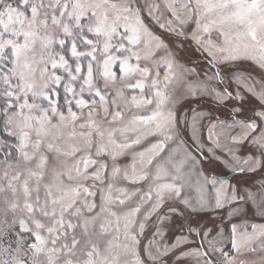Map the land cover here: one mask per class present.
<instances>
[{
  "label": "snow or ice",
  "instance_id": "6c2138e0",
  "mask_svg": "<svg viewBox=\"0 0 264 264\" xmlns=\"http://www.w3.org/2000/svg\"><path fill=\"white\" fill-rule=\"evenodd\" d=\"M0 126V264H264V0H0Z\"/></svg>",
  "mask_w": 264,
  "mask_h": 264
},
{
  "label": "rangeland",
  "instance_id": "374dc122",
  "mask_svg": "<svg viewBox=\"0 0 264 264\" xmlns=\"http://www.w3.org/2000/svg\"><path fill=\"white\" fill-rule=\"evenodd\" d=\"M177 55L179 56L181 62L185 64H189V66H195L197 68L206 67V61L204 60V57H202L199 53L195 52L192 48H185L183 50H179L177 52ZM248 72H251L253 76L259 77L260 72L259 69L255 68L254 65H251L249 62H243L242 65ZM254 103V101L249 99L248 105L251 106ZM196 107L197 104L194 101H186L185 102V110H187V107ZM199 108L201 110H214V106L211 102H200ZM226 111V110H224ZM1 133H0V157L8 153L10 150L14 152L13 145L16 143L15 139L11 136H9L7 133H5L2 129V126H0ZM255 149L252 148L250 145L245 144L240 151V155L246 156L248 154L254 153ZM205 168H212L215 170V173L223 176L228 177L230 175H233L231 178H227L231 184L237 185L241 189L244 187L249 188H257L259 187V184L261 182H264V170H257L253 173H231L223 168L222 165H218L216 162H213L212 165H205ZM209 174H212L211 172ZM195 179V177H193ZM230 206L226 205L223 209L217 210L219 214H225L228 211V208ZM217 212H208V211H200L197 213H190L189 216L185 218H179L174 217L171 222L165 221L163 225H159L165 235L163 238L164 244H170L173 243L175 238L179 235H188L187 232V226L189 221H191L193 227H202L204 225H207L209 227H212L214 223L219 222L220 216L217 214ZM249 218H252L251 211L248 213ZM255 222L259 223L261 222L259 218L257 217ZM181 224L184 225L183 228H181ZM157 226L155 223V217L152 218L151 221L148 222V227L146 228L145 237L150 238L151 233L153 229ZM196 243L191 245H185V248L188 247H196L200 239L199 237H196ZM17 241V236L15 232L9 233L7 236H0V247L3 248H9L15 247ZM225 248L228 251H231L230 242L225 240ZM259 251L256 253H247L243 257H240L241 259L245 260H259L260 258ZM168 261V264H189L188 261H176L175 257L170 255L169 257L165 258Z\"/></svg>",
  "mask_w": 264,
  "mask_h": 264
},
{
  "label": "water",
  "instance_id": "95a60500",
  "mask_svg": "<svg viewBox=\"0 0 264 264\" xmlns=\"http://www.w3.org/2000/svg\"><path fill=\"white\" fill-rule=\"evenodd\" d=\"M0 133H1V129H0ZM233 175H230V176H228L227 178H231Z\"/></svg>",
  "mask_w": 264,
  "mask_h": 264
}]
</instances>
